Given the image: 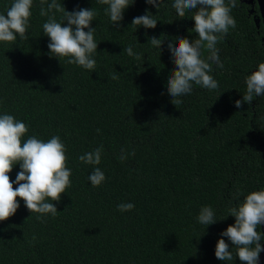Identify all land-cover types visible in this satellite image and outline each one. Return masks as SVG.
Returning a JSON list of instances; mask_svg holds the SVG:
<instances>
[{
  "label": "trees",
  "instance_id": "trees-1",
  "mask_svg": "<svg viewBox=\"0 0 264 264\" xmlns=\"http://www.w3.org/2000/svg\"><path fill=\"white\" fill-rule=\"evenodd\" d=\"M57 2L68 11L79 6L97 12L95 69L50 57L42 28L47 17L40 15V0H33L27 38L0 42V115L26 124L22 143L30 136L45 142L59 136L71 183L60 201L46 198L57 213L40 220L17 197L15 214L0 221V264H242L235 248L233 261L218 260L215 246L235 222L229 209L264 188V96L235 107L247 75L264 62L256 0H236L232 9L236 27L217 44L223 67L213 65L211 73L218 88L193 84L177 106L166 89L175 67L168 40L198 37L189 31L191 17H177L174 0H161L158 11L134 0L119 27L99 0ZM12 3L0 0V14ZM146 10L157 20L154 29L131 24ZM55 16L59 21L62 13ZM153 36L164 40L161 49L152 46ZM128 46L139 58L123 51ZM101 146L99 165L79 160ZM96 167L105 180L93 187L88 177ZM20 170L14 165L10 179ZM121 203L134 208L121 212ZM203 206L213 209L215 223L198 222Z\"/></svg>",
  "mask_w": 264,
  "mask_h": 264
},
{
  "label": "clouds",
  "instance_id": "clouds-1",
  "mask_svg": "<svg viewBox=\"0 0 264 264\" xmlns=\"http://www.w3.org/2000/svg\"><path fill=\"white\" fill-rule=\"evenodd\" d=\"M107 5L105 14L110 17L112 25L119 27L124 19V11L134 3V0H99ZM157 11L161 0H146ZM33 0H13L6 14H0V42H14L17 35L26 39L29 27ZM45 4L47 5L45 7ZM237 6L236 0H174L172 7L178 18L191 17L194 27L189 31L197 34L194 40L177 34L168 40V50L171 53L172 75L166 79V89L174 105L182 103L180 97L191 94L193 84L203 89L218 88V82L211 75L213 65L222 68L217 44L231 29L236 27V21L231 15ZM62 13L61 19H56L55 13ZM186 12H191L187 16ZM40 15L47 17L43 23V33L50 38L48 43L50 57H69L67 63L76 64L84 69L94 70L96 61L92 58L98 43L94 39L95 27H92L97 12L93 8H82L68 11L57 0H40ZM66 22V23H65ZM131 24L145 29H154L157 20L146 10L145 14L134 17ZM87 29V31H85ZM164 40L153 36L151 44L161 49ZM207 51L206 57L201 50ZM126 51L129 56L138 55L131 46ZM60 60V59H59ZM112 79H118L115 74ZM255 97L264 96V62L258 63L255 70L246 77V92L242 99L235 101V107L240 109L244 103L251 104ZM28 131L23 121L16 120L13 115H0V221H4L17 211L19 202L24 201L26 208L32 213H38L40 220L45 214L55 216L57 207L51 201H60L61 194L70 186L71 169L66 167L67 157L65 145L59 136H53L47 142L36 136L28 137L22 143V137ZM99 131V129H97ZM103 146L79 156V160L90 165H99ZM123 152V150H122ZM130 155H134L130 153ZM126 155H121L123 161ZM19 164L20 171L15 180L9 173L13 166ZM91 185L97 187L105 180L104 172L96 167L88 177ZM13 184L17 185L13 187ZM121 212L134 208L132 203H121ZM235 218L220 233L215 246V257L220 261H233L232 249L242 264H258L260 253L264 251V188L248 193L237 206L229 209V214ZM227 215V216H228ZM225 218V217H224ZM197 220L208 226L217 221L210 206L201 207ZM259 229V230H258ZM224 237H227L226 242ZM33 241L36 239L33 236Z\"/></svg>",
  "mask_w": 264,
  "mask_h": 264
},
{
  "label": "water",
  "instance_id": "water-1",
  "mask_svg": "<svg viewBox=\"0 0 264 264\" xmlns=\"http://www.w3.org/2000/svg\"><path fill=\"white\" fill-rule=\"evenodd\" d=\"M246 1L252 3L254 0H246ZM256 2L258 4L261 21L264 26V0H256ZM258 20L256 21L257 23H258ZM261 229H262V232H264V226H262ZM262 245H264V241L262 242ZM258 264H264V251L260 253Z\"/></svg>",
  "mask_w": 264,
  "mask_h": 264
}]
</instances>
